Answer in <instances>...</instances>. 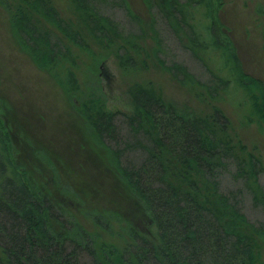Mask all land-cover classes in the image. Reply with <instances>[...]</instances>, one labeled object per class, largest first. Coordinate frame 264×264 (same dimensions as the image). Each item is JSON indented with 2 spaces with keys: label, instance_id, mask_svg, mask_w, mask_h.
I'll return each mask as SVG.
<instances>
[{
  "label": "trees",
  "instance_id": "obj_1",
  "mask_svg": "<svg viewBox=\"0 0 264 264\" xmlns=\"http://www.w3.org/2000/svg\"><path fill=\"white\" fill-rule=\"evenodd\" d=\"M0 1L35 62L57 78L65 75L71 98L80 93L73 48L93 53L96 45L114 56L123 72L144 70L156 60L182 85L200 86L207 98L218 100L230 80L216 76L211 85L201 84L185 66H169L161 60L158 20L163 18L179 37L186 36L185 48L199 60L209 49L221 52L224 67L248 98V122L264 128V88L236 69L238 61L218 17L223 0H146L148 26L133 14L127 0H69L74 19H65L54 0ZM110 1L139 24V34H124L118 23L100 13L98 6ZM199 9L203 21L195 18ZM147 39L153 43L150 49ZM58 70L59 76L54 73ZM128 95L133 113L110 112L93 98L80 104L81 111L125 182L145 203L157 226V241L131 228L132 241L119 247L104 240V233L111 234L113 215L90 214L96 232L65 218L17 165L0 117V264H263L264 222H250L238 200L249 194L264 212L260 155L240 140L219 108L205 116L183 115L152 83L135 84ZM119 117L126 119L133 140L123 142L124 150L118 147L120 140L114 147L105 142L117 135ZM125 149L144 152L139 166L122 164ZM228 173L241 184L231 194L221 188V179Z\"/></svg>",
  "mask_w": 264,
  "mask_h": 264
},
{
  "label": "rangeland",
  "instance_id": "obj_2",
  "mask_svg": "<svg viewBox=\"0 0 264 264\" xmlns=\"http://www.w3.org/2000/svg\"><path fill=\"white\" fill-rule=\"evenodd\" d=\"M54 2L65 19L75 18L69 0ZM127 2L133 14L148 26L150 14L146 0ZM98 8L101 14L118 23L124 34L140 33L139 24L132 22L116 1L100 4ZM203 16V9L196 11L198 21H203ZM218 17L238 61L236 69L258 80L264 88V0H223ZM158 27L163 42L160 58L167 65L185 66L201 84L211 85L212 81L216 82V76L219 80H230L229 89L218 100L207 98L200 86L182 85L156 60L149 61V67L144 70L123 72L115 57L98 50L96 45H92L93 53L73 48L78 59L77 69L73 70L80 93L71 98L64 85L65 75L57 78L35 62L19 41L10 14L0 1V117L8 131L13 157L32 186L48 195L68 220L96 232L90 214L113 215L111 234L104 233V240L119 247L132 241L131 228L155 241L159 233L145 203L125 182L112 154L99 142L83 115L80 104L88 99H100L110 112L130 114L134 106L129 89L135 84L152 83L164 100L183 115L205 116L214 108L222 110L240 140L256 150L264 162V128L248 122L251 110L248 98L224 67L221 52L209 49L201 54L204 59L201 61L185 48L184 44H188L185 35L179 37L163 18L158 20ZM151 45L153 43L147 39L148 49ZM109 62L120 81L115 102L109 99L115 98L113 93L118 83L106 67ZM54 73L59 76L60 71ZM125 120L119 117L117 135L106 138L109 146H117L120 142L116 141L120 140L122 145L118 147L124 150L123 142L133 141ZM143 153L140 149H125L122 164L139 166L145 156ZM260 183L264 189V174ZM221 188L225 194H231L237 192L241 184L228 173L221 179ZM238 198L250 222H264V212L251 195ZM54 227L60 230L57 225ZM260 261L264 264V248Z\"/></svg>",
  "mask_w": 264,
  "mask_h": 264
},
{
  "label": "clouds",
  "instance_id": "obj_3",
  "mask_svg": "<svg viewBox=\"0 0 264 264\" xmlns=\"http://www.w3.org/2000/svg\"><path fill=\"white\" fill-rule=\"evenodd\" d=\"M106 67L108 68V70L115 76V78H116V81H117V83H118V87L114 90V96H115V98L114 99H109L110 101H112V102H115L116 100H117V98H118V94H119V91H120V81H119V77L117 76V73H116V71H115V69L113 68V66H112V64L109 62V63H107V65H106ZM104 84H106V81H104ZM105 89V88H104ZM105 92H106V94L108 95V97H109V93L107 92V90L105 89Z\"/></svg>",
  "mask_w": 264,
  "mask_h": 264
}]
</instances>
